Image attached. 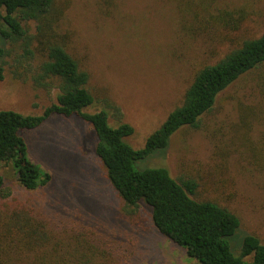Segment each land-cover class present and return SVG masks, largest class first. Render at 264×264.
Wrapping results in <instances>:
<instances>
[{
    "label": "rangeland",
    "instance_id": "1",
    "mask_svg": "<svg viewBox=\"0 0 264 264\" xmlns=\"http://www.w3.org/2000/svg\"><path fill=\"white\" fill-rule=\"evenodd\" d=\"M209 7L242 8L246 17L238 30L227 31L200 27L203 12L187 10L175 0H55L56 21L50 32L88 73L86 87L94 101L84 111L106 109L111 125L131 124L133 134L125 141L142 147L148 134L181 104L199 68L264 31V0H212ZM24 26L29 34L36 33L34 21ZM22 45L0 39V109L42 114L56 102L59 79L36 84L33 77L44 56L36 50L30 58L22 56ZM252 76L255 73L240 77L219 93L197 127H181L163 151L137 162L140 167L164 166L174 178L195 179L194 198L213 200L234 212L240 220L230 240L235 255L245 234L264 243V170L255 169L244 146L245 137L259 138L263 124L252 118L243 122L237 107L238 101L253 103ZM108 103L120 109L121 118L111 113ZM21 135L28 157L49 172L51 180L26 189L10 168L2 167L10 195L0 206L31 211L60 238L92 230L101 241L95 243L106 249L102 264H201L156 230L146 205L141 203L133 215L125 211L94 154L89 123L76 115L54 114ZM14 243L8 232L1 238L0 264H18Z\"/></svg>",
    "mask_w": 264,
    "mask_h": 264
},
{
    "label": "trees",
    "instance_id": "2",
    "mask_svg": "<svg viewBox=\"0 0 264 264\" xmlns=\"http://www.w3.org/2000/svg\"><path fill=\"white\" fill-rule=\"evenodd\" d=\"M212 0H175L187 10L203 12L200 27L206 25L221 30H238L246 17L242 8L236 10L209 7ZM55 0H0V39L23 42L22 56L32 57L36 52L44 59L33 79L44 84L51 78L59 79L56 102L48 105L42 114H23L0 109V201L9 197L4 187L2 167L13 171L17 181L26 189L45 186L51 174L31 161L23 130L38 127L51 115H76L89 123L95 135L94 154L101 161L107 179L122 199L129 215L137 212L143 203L150 209L156 230L201 264H264V243L259 237L245 234L240 240V251L235 255L232 241L240 226L238 216L213 200L193 197L197 181L191 177L174 178L164 166L140 167L137 162L163 151L170 137L181 127H197L201 116L209 111L219 93L240 77L252 76L256 93L253 103L237 102L243 122L252 118L261 121L263 130L257 140L246 138L244 146L255 169L264 170V31L245 38L214 63L199 68L183 94L182 102L168 112L162 123L145 138L140 148H133L125 138L134 128L127 122L111 125L109 112L100 109L85 112L94 98L86 87L88 73L79 67L76 59L50 32L56 21L52 15ZM34 21L36 33L29 34L24 23ZM205 24V25H203ZM47 29V30H45ZM36 47H32L33 40ZM0 49V54H3ZM4 68L0 65V81ZM107 107L118 119L120 109L108 103ZM0 212L4 221L1 238L10 237L18 257V264H102L106 249L92 230H79L69 236L52 232L46 223L25 208L8 206ZM64 234V233H63ZM101 260V261H100ZM29 261V262H28Z\"/></svg>",
    "mask_w": 264,
    "mask_h": 264
}]
</instances>
